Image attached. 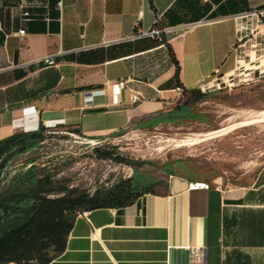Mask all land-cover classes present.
Instances as JSON below:
<instances>
[{"label": "crops", "instance_id": "0c3cea01", "mask_svg": "<svg viewBox=\"0 0 264 264\" xmlns=\"http://www.w3.org/2000/svg\"><path fill=\"white\" fill-rule=\"evenodd\" d=\"M262 8L264 0H1L0 141L40 125L105 139L149 129L147 119L171 111L183 88L236 94L221 83L238 68V16ZM201 20L162 37L129 38L136 29ZM118 81L125 87L114 102ZM164 178L167 193L79 212L65 250L48 264H194L190 246L204 250L206 264H264V164L237 182Z\"/></svg>", "mask_w": 264, "mask_h": 264}, {"label": "rangeland", "instance_id": "374dc122", "mask_svg": "<svg viewBox=\"0 0 264 264\" xmlns=\"http://www.w3.org/2000/svg\"><path fill=\"white\" fill-rule=\"evenodd\" d=\"M239 21L242 33L233 50L238 68L221 83L231 84L237 92L224 102L198 107L209 113V122L165 123L151 129L130 127L101 139L100 144L51 127L40 145L12 159L4 174L10 179L15 173L25 172L34 158L35 171L51 175L55 187L66 185L90 194L106 192L127 179L165 181L163 166L176 159H191L205 180L222 176L237 182L244 175H252L264 164V116L253 115L264 109V17L249 16ZM95 148L129 162L145 160L151 164L134 168L129 162L100 157Z\"/></svg>", "mask_w": 264, "mask_h": 264}, {"label": "trees", "instance_id": "16d2710c", "mask_svg": "<svg viewBox=\"0 0 264 264\" xmlns=\"http://www.w3.org/2000/svg\"><path fill=\"white\" fill-rule=\"evenodd\" d=\"M169 51L175 64L174 76L179 81L180 65L173 50L169 48ZM232 96L216 97L198 87L183 88V96L171 111L150 116L145 124L151 129L161 123L209 122V113L199 111L198 107L205 101L224 102ZM47 130L46 126L40 125L36 131L20 132L0 141V264H48L65 250L79 212L123 207L143 193L168 192L166 182L159 178L148 181L127 179L106 192L96 190L93 194L66 185L55 187L51 175L35 171L34 158L30 159L31 165L25 172L15 173L8 179L4 171L9 162L37 148L46 137ZM95 149L102 158L129 162L110 151ZM128 164L137 168L151 162L142 160ZM163 169L167 175L205 180L191 159H176L164 165Z\"/></svg>", "mask_w": 264, "mask_h": 264}, {"label": "built area", "instance_id": "2783aa9c", "mask_svg": "<svg viewBox=\"0 0 264 264\" xmlns=\"http://www.w3.org/2000/svg\"><path fill=\"white\" fill-rule=\"evenodd\" d=\"M25 14H28V13L26 12ZM260 15L264 17V8L246 12V13L238 16V19L241 20V19H243L245 17H249V16H255V17H257V19H259ZM202 22H204V20L189 23V24L179 25V26H170V27H166V28H160V27H157L156 25H154L153 27H151L150 29H147V30L136 29V31H134V33L129 38L135 39V38L144 37V36L162 37V35H164L166 33H172V32H176V31H180V30H184V29L194 28L195 26L201 24ZM261 26H262L261 31L263 32L264 31V22H262ZM24 33H25L24 29H20L17 34L21 36V35H24ZM124 87H125L124 81H118L116 83H113L112 90H113V101L114 102L118 101V93ZM178 90H181V88L178 87ZM134 99L135 100L138 99V96H136ZM85 105H86V107H91L94 105L93 95L91 93L85 94ZM25 109H26V111L30 110L32 112H35L34 106H30V107H27ZM55 126L56 125H46V127L48 129L51 127H55ZM66 130L70 133L72 132L71 134H73L74 136H76V137H78V138H80L86 142H91L93 144H100L102 142L101 139H89V138L84 137V136H82V135H80L74 131H71L68 129H66ZM46 132H51V131L49 129ZM203 185L204 184L202 182H191L190 188H197V187H201ZM189 249L191 251L192 262L194 264H206L205 263V252L201 247L190 246Z\"/></svg>", "mask_w": 264, "mask_h": 264}, {"label": "bare ground", "instance_id": "6f19581e", "mask_svg": "<svg viewBox=\"0 0 264 264\" xmlns=\"http://www.w3.org/2000/svg\"><path fill=\"white\" fill-rule=\"evenodd\" d=\"M258 114L264 115V110L257 112ZM254 115V114H253Z\"/></svg>", "mask_w": 264, "mask_h": 264}]
</instances>
